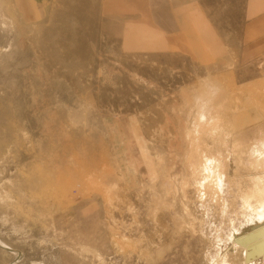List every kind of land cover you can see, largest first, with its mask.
<instances>
[{
  "label": "rangeland",
  "instance_id": "obj_1",
  "mask_svg": "<svg viewBox=\"0 0 264 264\" xmlns=\"http://www.w3.org/2000/svg\"><path fill=\"white\" fill-rule=\"evenodd\" d=\"M102 1L0 0V264H264V73L124 42Z\"/></svg>",
  "mask_w": 264,
  "mask_h": 264
},
{
  "label": "crops",
  "instance_id": "obj_2",
  "mask_svg": "<svg viewBox=\"0 0 264 264\" xmlns=\"http://www.w3.org/2000/svg\"><path fill=\"white\" fill-rule=\"evenodd\" d=\"M45 0H18L21 10L37 9ZM228 14L206 12L200 0H104V14L120 21L124 42L147 40L149 51H181L198 58L228 60L251 74L264 66V0H242L236 15V0ZM29 6L26 7L25 5ZM227 18V22L225 21ZM126 28V30L124 29ZM135 28V30H132ZM131 29V30H130Z\"/></svg>",
  "mask_w": 264,
  "mask_h": 264
},
{
  "label": "bare ground",
  "instance_id": "obj_3",
  "mask_svg": "<svg viewBox=\"0 0 264 264\" xmlns=\"http://www.w3.org/2000/svg\"><path fill=\"white\" fill-rule=\"evenodd\" d=\"M223 170V169H222ZM69 179V178H68ZM70 180V179H69ZM261 199V203L264 204V201ZM264 211V209L262 210ZM263 222V221H262ZM259 224V223H258ZM257 224V225H258ZM261 224V223H260ZM263 224V223H262ZM255 228L249 233L248 237L245 240L244 247L252 255L254 252L258 251L260 245L262 244V250L264 246V225L254 226ZM113 232V231H112ZM252 238H251V237ZM124 240V239H123ZM246 252V251H245ZM261 254V253H260ZM255 257V256H254ZM250 259V258H249ZM254 259V258H252ZM248 264V263H247Z\"/></svg>",
  "mask_w": 264,
  "mask_h": 264
},
{
  "label": "water",
  "instance_id": "obj_4",
  "mask_svg": "<svg viewBox=\"0 0 264 264\" xmlns=\"http://www.w3.org/2000/svg\"><path fill=\"white\" fill-rule=\"evenodd\" d=\"M262 244L260 245V248L258 249V251L254 252L252 255L250 254L249 250H246V260L249 258H253L254 256L259 255L262 252Z\"/></svg>",
  "mask_w": 264,
  "mask_h": 264
},
{
  "label": "built area",
  "instance_id": "obj_5",
  "mask_svg": "<svg viewBox=\"0 0 264 264\" xmlns=\"http://www.w3.org/2000/svg\"><path fill=\"white\" fill-rule=\"evenodd\" d=\"M261 72L264 73V66L262 67Z\"/></svg>",
  "mask_w": 264,
  "mask_h": 264
}]
</instances>
